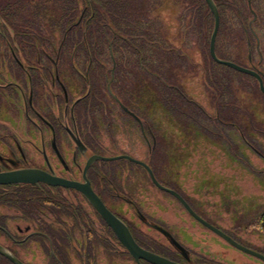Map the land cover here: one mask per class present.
Listing matches in <instances>:
<instances>
[{"label": "flooded vegetation", "instance_id": "1", "mask_svg": "<svg viewBox=\"0 0 264 264\" xmlns=\"http://www.w3.org/2000/svg\"><path fill=\"white\" fill-rule=\"evenodd\" d=\"M39 1L35 4L31 2L32 7L51 6ZM52 1L61 10L70 6L72 0ZM249 8L254 13L251 4ZM24 10L16 8L12 0H0V18L3 15L7 21L0 24V175L40 170L53 177L81 184L85 183L86 177L106 208L128 227L136 243L143 249L179 264H220L211 262L210 258H200L204 255L192 253L155 217V207L149 206V213L142 210L135 196L140 189H144L139 176H144L143 185L148 186L149 174L145 168L146 174L129 164L125 167L116 163L123 160H98L85 175L86 165L94 156L128 155L147 164L150 155L148 152V159L145 160L130 151L114 156L103 153L109 140L107 124L99 123L101 98L90 97L88 71L93 58L77 56V53L83 52L80 49L82 43L67 40V35L73 29L82 27L84 14L74 24H67L71 19L64 16L62 22L67 25H62L61 39L51 40L45 39L43 32L39 31L43 29L40 25L11 23L14 16L22 23L28 14L24 15ZM184 22L189 31L204 30L201 9L192 0L185 1ZM109 23L106 17L105 25L109 26ZM252 27L257 32L264 27L263 14H257ZM245 31H248V26ZM257 44L261 46L260 39H257ZM108 52L103 51L105 55L96 60L105 65L106 73L99 78L105 80L107 87V93L103 95L105 101H110V105L118 111L117 127L121 142L125 143V136L130 138L132 133L139 141L141 130L143 143L152 151L156 138L153 131L149 138L144 134V125L136 114L139 110L138 99L129 95L125 97L130 90L125 89L122 83L117 92L109 91L107 71L111 69L113 76L119 64ZM125 60L122 57L119 62L122 70L127 69ZM110 63L111 68L108 66ZM84 65H89L86 72L83 71ZM263 66L264 60L254 71L261 75L264 82ZM165 187L180 194L173 186ZM28 189H33L36 197L46 200L21 199L29 196ZM0 246L23 264H138L82 193L45 183L0 185ZM31 247L33 249L29 253ZM246 248L264 255L261 250ZM0 264L14 263L0 254ZM140 264L149 263L140 261Z\"/></svg>", "mask_w": 264, "mask_h": 264}, {"label": "trees", "instance_id": "2", "mask_svg": "<svg viewBox=\"0 0 264 264\" xmlns=\"http://www.w3.org/2000/svg\"><path fill=\"white\" fill-rule=\"evenodd\" d=\"M70 1L68 0V2ZM185 1L72 0L70 6L61 10L57 8L55 3H52L49 8L37 6L34 11H28L30 14H27L24 21L20 23L23 25H40L43 29H39V31L43 32L45 39L59 40L63 30L62 25L74 24L84 14L81 22L82 27L73 29L67 35V40L82 43L80 49L83 52L77 53V56H91L93 58V64L89 71L87 70L89 65H84L83 71H88L90 74V97L99 96L101 98L99 123L107 124V138L112 145V148L104 149L103 153L106 155V152L114 151L113 156L123 154L126 153L127 150L125 149L129 146L127 141L123 144L121 142L117 127L118 111L110 105V101H105L103 95L107 93V87L104 84L105 80L99 78L106 73V70L104 69L105 65L100 64L96 58L103 57L105 55L103 51H109V56H112L119 64L114 70L113 76L110 74L111 69L107 71L110 80L108 82L110 83L109 91L117 92L122 83L125 89L130 90V93L126 94L125 97L129 95L138 99L139 110L136 114L144 125V134L149 138L153 131L156 138L154 150L149 151L150 157L147 164L154 172L157 180L164 186L168 185L160 173L165 170L166 159L169 151H171L169 149L171 145L168 143L170 140L172 141L175 132H180L182 135L185 133L189 137L194 136L198 129L203 127L202 120L217 125L229 123L230 127H235L233 120L224 116L226 110L229 109L231 117L235 108L234 102H226L227 94L235 93V85L231 81L225 80L224 73H230L240 78V82H247L250 97L253 96L255 88L257 94L264 98L253 77L219 65L212 60L207 47L210 46L214 29V17L204 0H192V3L201 9L204 30L193 32L185 28ZM213 1L219 10L221 19L216 42L217 56L222 60L232 61L256 70L255 68L259 67L264 60L261 46L257 44L258 32L253 31V27L251 28V23L257 20V14H263L259 8L258 0ZM169 3L181 10L180 17L176 21L179 23L178 28L172 34L167 33L169 32L168 28L161 20L159 12L164 4L169 5ZM249 4L253 6L256 15L250 10ZM64 16L71 19L70 22H67L66 19L67 24L62 22ZM1 17L0 24L7 23L5 17L3 15ZM106 17L110 22L109 26L105 25ZM247 26L248 31H245ZM227 35L231 43L235 45L236 51L223 55L220 45L226 42L227 39L224 38ZM194 41L193 50L197 53L196 57L201 55L199 61H196V58L191 54L192 47L190 45H193ZM254 56H257L258 59ZM122 57L126 59L124 62V66L127 67L126 70L120 69L122 64L119 62ZM108 66L111 68V63ZM221 71L224 75H221ZM197 77H200L201 82L213 93L211 106L216 114L214 117H209L187 92L186 84L189 80ZM252 121L254 120L251 118V124ZM140 140L143 142L141 130ZM116 163L125 165V167L129 164L132 168H138L146 174L141 166L133 165L124 160ZM147 179L151 182L148 176ZM32 190L28 189L29 196H23L21 199L46 200L44 197H36L35 191L32 192ZM255 226L264 231V213L256 220Z\"/></svg>", "mask_w": 264, "mask_h": 264}, {"label": "rangeland", "instance_id": "3", "mask_svg": "<svg viewBox=\"0 0 264 264\" xmlns=\"http://www.w3.org/2000/svg\"><path fill=\"white\" fill-rule=\"evenodd\" d=\"M37 1L39 0H12V3L16 8L25 9L26 15L28 11L33 10L32 3ZM263 1L258 0L259 8L264 14ZM39 2L48 5L53 3L52 0ZM159 12L161 20L168 28L167 33L176 32L179 25L176 21L181 10L169 3L164 4ZM12 23L21 22L14 16ZM258 35L264 55V27L258 31ZM224 39L228 41L221 43V54L234 53L235 45L231 43L229 36ZM194 45L195 41L190 45L191 54L199 61L201 55L196 57ZM207 48L209 49V46ZM262 68L264 69V66ZM224 74L221 71L225 80L235 85V93L227 94L226 98L227 103H235L233 114L230 117L229 109L224 114L227 119L233 120L235 127H230L229 123L217 125L202 120L203 127L198 129L194 136L175 132L172 141L168 143L171 145V151L166 159L165 170L160 176L168 186H173L188 200L199 216L242 245L264 252V231L255 226L256 220L264 213V98L257 94L255 88L253 96L250 97L247 82H240V78L230 73ZM186 89L209 117L216 115L211 106L213 93L201 82L200 77L189 80ZM251 118L254 120L252 124ZM125 137L129 143L125 150L147 160L150 149L148 145L140 139L136 141L134 135L132 138ZM106 147L112 148V145L109 143ZM112 153L114 151H108L106 156H111ZM139 178L144 189L136 193L135 199L140 201L142 210L149 213V206L155 207V217L161 220L181 243L187 245L192 253L204 255L200 258H210L211 262L220 264H264L261 260L230 246L201 226L175 198H170L158 190L152 182L147 181L148 186H144L143 175ZM32 249L31 247L28 252H32Z\"/></svg>", "mask_w": 264, "mask_h": 264}, {"label": "water", "instance_id": "4", "mask_svg": "<svg viewBox=\"0 0 264 264\" xmlns=\"http://www.w3.org/2000/svg\"><path fill=\"white\" fill-rule=\"evenodd\" d=\"M207 3L210 12L212 13L214 17V29L213 33L211 35L210 40V46H209V52L212 60L216 62L219 65L226 66L230 69H233L239 73L249 75L253 78H255L259 83V89L264 95V82L262 80V77L259 73L256 71L249 69L247 67L241 66L237 63H234L232 61L222 60L220 59L216 54V42L217 37L220 30L221 25V19L219 10L213 0H205ZM101 160L105 162H111V161H119V160H127L132 163H135L137 165L142 166L145 168V170L148 172L149 177L152 181V183L161 191L170 194L174 198H176L182 206L186 209V211L198 222L203 224L205 227H207L209 230L214 232L216 235L221 237L223 240H225L227 243L235 247L236 249L251 255L259 260H261L264 263V255L246 248L233 240L231 237H229L227 234H225L223 231L219 230L218 228L212 226L205 220H203L192 208L191 206L184 200V198L177 193L176 191L169 189L165 186H163L155 177V174L153 173L152 169L144 162L136 160L128 155H120L115 157H102V156H94L92 157L85 168V175L88 171L89 167L96 161ZM85 183H77L72 181H66L64 179H60L57 177H53L51 175H48L47 173H44L40 170H22V171H16L8 174H2L0 175V185H10V184H37V183H45L52 186H63L68 187L72 189H76L80 193H82L86 199L92 204V206L96 209V211L101 215V217L106 221V223L110 226V228L113 230L119 241L122 243V245L128 250L130 255L135 259V261L140 264V261H145L149 264H179L176 262H173L169 259H166L158 254L152 253L150 251H147L140 247L136 241L134 240L132 234L130 233L128 227L118 218L116 217L111 211H109L102 200L98 197V195L93 191L90 182L85 177ZM161 231H163L161 229ZM175 245L182 250V247L178 245L174 241ZM0 254L4 255L6 258H8L10 261H12L14 264H23L20 262L14 255L6 251L0 246Z\"/></svg>", "mask_w": 264, "mask_h": 264}]
</instances>
